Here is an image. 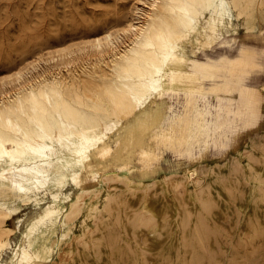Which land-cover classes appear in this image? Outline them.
<instances>
[{
	"label": "rangeland",
	"instance_id": "obj_1",
	"mask_svg": "<svg viewBox=\"0 0 264 264\" xmlns=\"http://www.w3.org/2000/svg\"><path fill=\"white\" fill-rule=\"evenodd\" d=\"M179 1L196 10L188 24L208 36L216 30L212 52L187 50L202 88L160 95L158 78L153 95L120 118L107 110L109 94L130 93L137 79L123 70L127 57L92 47L127 22H146L142 38L122 46L141 59L157 29L185 31L176 0H0V108L42 137L38 157L0 163V240L7 246L0 264H31L26 254L34 264H264V0ZM56 101L110 129L113 162L92 153L72 159L54 135L42 136L38 104L50 120L61 117ZM172 125L186 140L157 146L160 159L141 163L135 153L155 146L151 137ZM123 164L145 186L196 170L188 182L201 212L187 196L185 225L164 220L157 229L141 212L142 195L121 181Z\"/></svg>",
	"mask_w": 264,
	"mask_h": 264
},
{
	"label": "bare ground",
	"instance_id": "obj_2",
	"mask_svg": "<svg viewBox=\"0 0 264 264\" xmlns=\"http://www.w3.org/2000/svg\"><path fill=\"white\" fill-rule=\"evenodd\" d=\"M176 1L178 3L176 9L180 19L184 22L185 31L165 32L160 28L157 29L153 33V37L148 38L143 44V47L149 51L143 52L141 59L129 58L127 55L130 51H122V46H125L126 49L130 48L129 41L135 43L141 39L147 29L146 22H127L121 31L104 35L93 45V50L101 55L127 57L129 63L123 66V70L126 73H132L137 79V86L130 93L112 92L109 94L107 102L109 114L113 112L120 118L132 117L137 108L143 105L149 96L153 95L154 82H158V78L162 83L156 88L160 95L165 94V92L193 94L202 88L201 77L190 69L187 50L191 47L193 51L197 48L212 52L216 47L214 36L216 30L211 26L209 28L210 36H208V34L200 32L197 24H188L187 20L196 15L194 6L179 0ZM144 21L146 20L144 19ZM129 25L132 27L129 28ZM157 47L162 51V54L158 52ZM32 69L35 70V66ZM17 76V81L21 86L25 80V74L18 72ZM261 90L264 92V85L261 86ZM54 106L61 117L54 114L48 120L45 106L38 104L40 116H37L36 120L39 124L38 130L43 134V137L48 136V134L54 135L55 140L66 148L72 159H83L87 154L92 153L102 163L114 161L115 140H113L109 128H105L99 120H87L66 106L63 108L59 101H56ZM15 118L16 115L12 110L6 112L0 108V163L4 165L16 166L29 162L31 156L38 157L41 149L37 143L42 141V137H34V133L26 127L21 129ZM49 121L56 130L61 132V137L56 132H50L47 127ZM25 125L26 123H24ZM185 140L186 137L182 132L181 138L177 137V128L172 125L170 128L163 129L160 133L153 135L150 142L155 146L136 152L135 157L143 164L153 165L160 159L156 152L157 146L168 147L173 145V147H177ZM118 170L124 174L121 181L130 190L142 195L141 212L145 211L146 216L157 221V229L162 228L164 220H171L173 225L178 227L185 225L181 216L180 205L186 202L187 196L190 198L193 208L198 213L201 212L196 194L190 190L188 182L196 174V170L189 169L185 175L173 173L167 176L164 181H157L149 186L133 181L132 177L137 171L135 167L123 164ZM102 175L104 174L98 173L99 177ZM111 176L116 178L117 173L111 172ZM53 214L54 212H49L46 217L51 218ZM142 218L144 220L145 216L143 215ZM219 241L221 240L219 239ZM0 249H7L1 240ZM26 256L29 263L34 264L36 262L35 257L28 254Z\"/></svg>",
	"mask_w": 264,
	"mask_h": 264
},
{
	"label": "snow or ice",
	"instance_id": "obj_3",
	"mask_svg": "<svg viewBox=\"0 0 264 264\" xmlns=\"http://www.w3.org/2000/svg\"><path fill=\"white\" fill-rule=\"evenodd\" d=\"M132 26L131 25H129V28H131ZM109 39H110V37H109Z\"/></svg>",
	"mask_w": 264,
	"mask_h": 264
}]
</instances>
